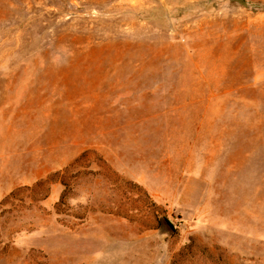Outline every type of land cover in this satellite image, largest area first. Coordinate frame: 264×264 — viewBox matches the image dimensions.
<instances>
[{
  "label": "rangeland",
  "instance_id": "obj_1",
  "mask_svg": "<svg viewBox=\"0 0 264 264\" xmlns=\"http://www.w3.org/2000/svg\"><path fill=\"white\" fill-rule=\"evenodd\" d=\"M0 264H264V0H0Z\"/></svg>",
  "mask_w": 264,
  "mask_h": 264
},
{
  "label": "water",
  "instance_id": "obj_2",
  "mask_svg": "<svg viewBox=\"0 0 264 264\" xmlns=\"http://www.w3.org/2000/svg\"><path fill=\"white\" fill-rule=\"evenodd\" d=\"M162 226L167 232H172L173 231V225L169 220L166 218L162 217L161 218Z\"/></svg>",
  "mask_w": 264,
  "mask_h": 264
}]
</instances>
